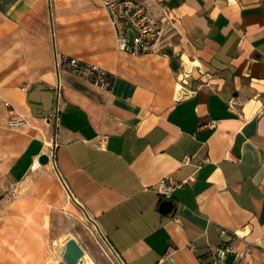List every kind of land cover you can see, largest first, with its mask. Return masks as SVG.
<instances>
[{"label": "crops", "instance_id": "1", "mask_svg": "<svg viewBox=\"0 0 264 264\" xmlns=\"http://www.w3.org/2000/svg\"><path fill=\"white\" fill-rule=\"evenodd\" d=\"M139 1L172 17L141 55L102 0H0V264H44L72 202L127 264H205L223 242L225 264H264V0ZM56 52L112 87L58 73ZM169 174L186 182L164 212Z\"/></svg>", "mask_w": 264, "mask_h": 264}, {"label": "built area", "instance_id": "2", "mask_svg": "<svg viewBox=\"0 0 264 264\" xmlns=\"http://www.w3.org/2000/svg\"><path fill=\"white\" fill-rule=\"evenodd\" d=\"M102 1L115 32L117 47L130 54L151 53L164 37L166 25L172 24L169 7L164 2L159 3L158 13H155L150 5L139 0ZM54 69L58 73L61 70L69 71L105 89H110L114 82V74L106 68L65 53L56 52ZM182 85L184 86V82ZM60 89L59 84L58 95H60ZM234 106L235 98H232L229 101V109H234ZM9 124L12 127H21L27 124V120L23 117H13ZM185 182L169 174L160 179L152 188L161 200H172L175 189L184 185ZM17 195L16 191L12 192L13 197H17ZM177 220L180 218L178 217ZM220 231L223 233L225 229L220 228ZM189 246L192 250L197 248L194 242H191ZM115 253L121 259V264H127L116 251ZM230 253L239 255V251L231 242L213 246V258L205 264H225Z\"/></svg>", "mask_w": 264, "mask_h": 264}, {"label": "rangeland", "instance_id": "3", "mask_svg": "<svg viewBox=\"0 0 264 264\" xmlns=\"http://www.w3.org/2000/svg\"><path fill=\"white\" fill-rule=\"evenodd\" d=\"M52 229L53 233L48 241V257L44 264H48L50 260L55 261L52 264H67L62 256L58 259L55 257L60 256L62 243L69 237H75L97 264H121L99 224L89 218L80 204L72 202L66 217L57 219Z\"/></svg>", "mask_w": 264, "mask_h": 264}, {"label": "water", "instance_id": "4", "mask_svg": "<svg viewBox=\"0 0 264 264\" xmlns=\"http://www.w3.org/2000/svg\"><path fill=\"white\" fill-rule=\"evenodd\" d=\"M49 155L48 154H42L39 157V161L41 163H47L49 161ZM82 207V205L80 204ZM174 207V202L173 200H164L162 203V210L164 212H169L173 209ZM85 210L86 214L89 216L91 220V216L87 212V210L83 207ZM114 251V250H113ZM115 252V251H114ZM85 249L83 246L79 243V241L75 237H69L65 243V249L63 252V259L67 264H77L81 257L84 255ZM120 262L121 259L119 258Z\"/></svg>", "mask_w": 264, "mask_h": 264}, {"label": "bare ground", "instance_id": "5", "mask_svg": "<svg viewBox=\"0 0 264 264\" xmlns=\"http://www.w3.org/2000/svg\"><path fill=\"white\" fill-rule=\"evenodd\" d=\"M183 77H184V75H181V76H180V78H183ZM175 90H176V96H177V97L185 93V88H184V86L182 85V83H181L180 81H178V82L176 83V88H175ZM66 241H67V240H66ZM65 243H66V242L62 243V246H61V248H60V256H56L55 258L58 259V257H61V256L63 257V252H64V249H65ZM55 260H56V259H55ZM53 261H54V260H50V261L48 262V264H52ZM54 262H55V261H54ZM77 264H97V263H96V261L93 259V257L90 256V255L85 251L84 255L81 257V259L79 260V262H78Z\"/></svg>", "mask_w": 264, "mask_h": 264}]
</instances>
